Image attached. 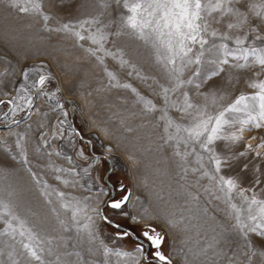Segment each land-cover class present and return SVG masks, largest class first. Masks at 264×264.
Returning a JSON list of instances; mask_svg holds the SVG:
<instances>
[{
    "label": "rangeland",
    "instance_id": "374dc122",
    "mask_svg": "<svg viewBox=\"0 0 264 264\" xmlns=\"http://www.w3.org/2000/svg\"><path fill=\"white\" fill-rule=\"evenodd\" d=\"M108 3L109 6L103 8L98 0H42L43 14L51 17L46 23L42 15L20 12L10 7L8 0H0L1 21L11 18L20 26L13 28L14 36L0 32V101L5 102L0 104V123L5 124L0 126V201L19 218L12 220L0 208V214H3V219H0V264H13L14 261L17 264H39L23 247V244L30 243L27 229L37 237L31 242L34 247L43 241L40 246L45 249L42 255L46 261H54L60 255L62 260L75 262V256L65 257L63 254L76 250L81 252L85 264H104L100 248L102 241L114 250L138 256L139 264H152L145 253L141 255L136 251L138 244L131 236L120 237L115 225L101 219L100 206L111 194V186L105 177L112 182L115 197L128 189L131 196L124 209L113 210L105 204L104 212L128 227L152 223L160 228L164 233L162 247L172 264H230V260L231 264H247L248 257L244 253L248 248L244 237L234 227V214L224 202L216 181L203 175L205 170L212 169L208 162L209 153L198 146L196 152H192V147L183 142L177 149V141L168 139L175 129L165 131L167 118L183 125H187L189 119L177 108L165 104L160 86L171 88L174 81L164 65L157 61L156 50L150 44L127 32L115 34L117 24L114 21L124 10L111 0ZM248 3L249 0H243L236 7L247 11ZM97 16L99 24L85 25L80 29V20ZM233 20L232 17H224L217 23L210 17L209 31L227 33L230 47H234L232 42L236 38H246L245 46H248L255 36L264 37V22L251 13L249 22L241 28L228 29L227 23ZM110 21L114 23L110 24ZM64 24L74 26V30L81 31L85 37L97 28L102 29L108 34L103 42L104 48L115 55L97 51L93 56L87 49H97L98 46L90 40H78L72 32L55 30ZM253 27L257 31L253 32ZM17 32L23 34L24 40L16 38ZM33 34L34 38H30L29 35ZM206 38L211 43L212 38ZM262 43L264 41L257 40L256 46ZM198 50L199 46H194L190 55L194 57ZM97 56L102 57L103 62ZM210 57L211 54L206 52L204 58ZM121 60L127 63L122 65ZM234 63L237 62L230 59V64L223 66L224 71L210 80L203 79V75L193 76L197 65L185 67L181 79L192 78L194 84L170 93L169 99L180 104L182 93L187 92L193 103L207 106V110L214 113L233 103L241 94H254L257 90L251 88L250 83L264 80V72L258 66L246 69L231 67ZM200 67L203 73L208 65ZM30 68H42V74L48 76L43 89L48 96L39 95L30 87L41 73H30L29 80H24L23 73ZM108 72L113 73L116 79H111ZM196 83L201 85L200 88L194 86ZM21 84L29 87L33 107L17 110L14 115L4 118L12 108L7 101L17 96ZM125 84L131 87L118 86ZM133 88L136 92L132 91ZM141 96L151 100L156 109L148 111L139 100ZM13 103L22 102L13 100ZM57 104H62L63 109L56 107ZM70 104L73 105V113ZM45 112L47 115H42ZM62 112H67V116ZM162 116L165 119H161ZM62 120L65 123L61 131L59 122ZM53 132L58 138H52ZM261 137H264V129L244 132L245 140L253 146ZM18 139L27 154V163L21 157V147H17ZM225 143L217 141L215 145L221 155L232 154L244 147L243 144L235 145L230 152H221ZM81 150L83 156L80 155ZM177 150L191 154L181 159L176 155ZM196 153L204 157V167L197 163ZM108 158L113 168L106 174ZM260 167L264 172V163ZM84 169H88L87 173ZM237 173L239 168L235 167L231 172L225 169L220 174ZM239 175L243 177L241 187L254 189L258 198L264 199V175L260 176V185L252 182L251 165L247 173ZM119 185L124 191L117 188ZM57 192L65 194L64 202L75 198L81 201L82 206H87V215L92 217L90 227L97 237L94 243H88L83 230L77 235L71 211L62 207ZM245 194L251 197L253 193ZM216 196H221V199H216ZM233 203L240 206L242 200L233 194ZM35 204L40 210V223L31 216ZM92 208L98 211L92 212ZM124 211H127V216L122 214ZM133 216L135 221L131 219ZM78 219L81 225L88 223L83 214ZM21 220L25 222L24 236L20 235ZM61 220L68 231L64 230ZM168 220H172L175 226ZM5 221H11L16 228L14 233ZM250 235L259 248V238L255 234ZM90 247L92 253L88 251ZM48 248L52 249V255H48ZM147 256L150 253L147 252ZM117 261L119 264H133L132 258L108 257V264H117ZM252 264H264V258L253 257Z\"/></svg>",
    "mask_w": 264,
    "mask_h": 264
},
{
    "label": "snow or ice",
    "instance_id": "6c2138e0",
    "mask_svg": "<svg viewBox=\"0 0 264 264\" xmlns=\"http://www.w3.org/2000/svg\"><path fill=\"white\" fill-rule=\"evenodd\" d=\"M100 6L107 8L109 6L108 0H98ZM9 6L17 9L23 13H33L42 15L44 21L47 23L50 16L43 14L42 12V0H8ZM117 7H122L124 11L120 12L117 21L116 35L124 34L125 32L135 36L137 39L150 44L157 54V61L162 63L167 69L170 79L174 81L173 87H165L161 85L162 95L165 104L170 107L177 108L178 111L183 113L188 119V124H178L173 119L167 118V127L174 128L175 133L168 135L169 140L177 141V149L183 142L186 146L192 147V152H196V147L203 149L209 153L208 162L212 166L211 171L205 170L203 175L210 180L216 181V186L222 193L223 200L227 203L234 214L235 225L234 227L244 237L248 251L244 253L248 257L247 264H252L253 257L259 256L264 258V199H259L254 189L241 187V180L243 177L239 173H247L250 165L253 173V184L260 185V176L264 175L261 171L260 164L264 163V137L260 138L259 143L253 146L244 138L245 131H252L254 129H264V80L252 81L250 87L257 91L251 95L241 94L233 103L223 107L216 112H209L207 106H201L193 103L187 92H183L182 103L177 104L175 101L169 99L170 93H175L185 85H193L194 80L189 78L188 80L181 79V75L185 67L191 65H197L196 71L193 73L194 77H200L203 75V79L210 80L215 76H218L224 71V65L230 64V59L237 63L231 64V67L246 69L253 66H258L261 72H264V43L260 46H256V41H264V37L259 35L255 36L248 46L246 38H236L232 43L234 47H230L228 41L230 37L227 33H218L216 30L209 31L210 24L209 18L211 17L215 22H220L224 17H232L233 21L227 23L228 29L241 28L244 24L249 22V13L258 18L261 22H264V0H249L247 5V11H242L236 5L243 3V0H111ZM216 14V15H214ZM110 21L109 23H114ZM99 17H90L88 19L80 20L79 27L84 29L85 25L99 24ZM107 26V25H106ZM51 30V29H49ZM56 31L72 32V34L78 40L88 39L92 44L97 45V49L88 48L87 51L93 56H96L97 51L103 52L105 55L114 56L115 54L107 51L104 48L103 42L108 38V34L103 32L102 29L97 28L95 32L85 37L81 34V31H75L74 26L70 24H64L61 28L55 29ZM252 31H257L256 27L252 28ZM206 37H211V43ZM219 41V42H218ZM198 45L199 50L195 53L194 57L190 55L193 52V47ZM207 45V47H205ZM210 53L211 57L205 59V53ZM251 58V63L249 60ZM101 62L103 58L97 56ZM179 61V65H177ZM127 61L121 60V64H126ZM202 65H208L207 71H201ZM30 73H41L38 78L34 80L30 87L36 89L39 95L48 96L49 94L43 91L47 75L42 74V68H30L23 73L24 80H29ZM260 73H257L259 75ZM108 76L115 80L116 77L113 73L108 72ZM125 88H130L131 85H118ZM197 89L200 88V84L194 85ZM136 92V89H132ZM139 95V94H137ZM51 98V97H50ZM13 100H18L22 103H13ZM13 100L7 101L12 105L9 113H5L7 118L9 115H14L17 110L23 111L24 108L32 109L33 97L30 94V89L25 84H21L17 90V96ZM139 100L144 103L145 108L148 111H154L156 105L151 100H147L144 97H139ZM5 103L0 101V104ZM215 103V98L213 99ZM56 107L63 109L62 104H57ZM162 111L166 112L167 109ZM47 115V113H42ZM62 115L67 116V112H62ZM161 119H165L164 116ZM12 123L19 124L20 121H12ZM65 121H60L59 125L61 131ZM10 130V125H9ZM183 133V135H180ZM46 135V133H45ZM53 139L58 138L57 134L53 132ZM256 139L255 136L252 137ZM217 141L226 142L221 152L231 151L232 146L243 144L242 150L234 152L232 154L221 155L216 151ZM47 143V141H45ZM17 147H21V141H16ZM110 150V149H109ZM190 152L181 153L177 150L176 155L181 156V159H185ZM60 155V153H57ZM80 155L83 156V150ZM21 157L25 163H27V154L21 147ZM85 159L87 157H84ZM15 159V157H13ZM69 161L70 157H66ZM204 157L200 153H196V161L203 165ZM235 167L239 168V173L236 175H221L222 170H234ZM57 171H68L67 169H56ZM30 171V169H29ZM88 169H84L87 173ZM187 171V169H185ZM197 171V169H193ZM35 176V173H33ZM60 179V177H57ZM68 183L67 180L64 181ZM121 191H124L121 185ZM252 191L251 197L245 193ZM233 194L239 196L242 200V204L238 206L233 203ZM63 192H57L58 198H61L62 207L71 211V219L73 226L76 229L79 236L81 230L86 232L87 240L89 244H92L97 239L95 233L90 227L92 217L87 215V206L81 205V201L73 198V201L64 202ZM131 192H127L122 199L113 200L107 206L113 210L124 209L129 202ZM216 199H221V196H216ZM0 208L3 212L11 216L12 220H19L9 209V206L3 201H0ZM92 212H97L96 208L91 209ZM147 211V210H145ZM83 214L88 223L80 224L78 217ZM127 216V211L122 213ZM0 219H3V214H0ZM101 219L108 223H112L108 220L107 216H102ZM132 220H136V217H131ZM13 233L16 228L13 227L11 221H5ZM64 226V230L68 231L67 225L64 221H60ZM168 223L175 226L172 220H168ZM119 228L120 225H115ZM20 235L24 236L25 222L19 221ZM150 232L152 234H150ZM250 234H255L260 241L259 248L251 239ZM124 236H131L133 233L124 232ZM143 236L150 242V246L155 249H160L164 237L161 232L156 231L155 228L146 230L143 232ZM27 237L30 243L23 244V247L28 252L32 260L39 262V264H85L84 258L80 251H69L64 253L65 257L75 256L77 259L75 262H69L68 260H62L60 255L55 257L54 261H46L42 255L45 251L40 245L43 241H40L35 247L32 245V241L37 240L35 234L31 229H27ZM48 243H51L49 240ZM212 247V245H209ZM75 249V245L73 246ZM102 254L104 256V264H108L109 256H116L118 258H132L133 264H139V257L134 256L131 252L114 250L104 244L100 243ZM90 253L93 249H88ZM136 251L143 255L144 249L142 246H138ZM48 255H52V249H47ZM10 258H11V254ZM157 264H172L171 259L165 256L161 251L157 250L154 253ZM17 264V262H13ZM88 264H95V262H88ZM119 264V261H117ZM231 264V260H230Z\"/></svg>",
    "mask_w": 264,
    "mask_h": 264
},
{
    "label": "flooded vegetation",
    "instance_id": "af4514ba",
    "mask_svg": "<svg viewBox=\"0 0 264 264\" xmlns=\"http://www.w3.org/2000/svg\"><path fill=\"white\" fill-rule=\"evenodd\" d=\"M117 188H118V189H121V187L119 188L118 186H117ZM122 195H123V194H122ZM122 195H121V196H122ZM121 196L115 197V194H114V195L112 196V198H120ZM108 204H109V203H106V205H108ZM111 224H112V223H111ZM120 224H122V223H120ZM113 225H114V224H113ZM122 225H124V224H122ZM129 228H130V229L135 233V235H136V236L131 235V237L133 238L134 242H135L136 244H141V245L143 246V249H147V252L150 253V256H148V258H147L148 261H152V262H151L152 264H157V261H156V258H155V256H154V253H155L157 250L161 251L162 253H165V251L163 250L162 245H161L160 249H155V248L151 247V246H150V242L147 240L146 237L143 236V232L146 231V230H150V229H152V228H155L156 231L161 232V234H162L163 237H164V233H163V231H162L160 228H158L156 225L152 224V223H146V224H144V225H135V226H133V225H129ZM124 232H126L125 229H124V228H121V227H119L118 230H117V234H118L120 237H126V236L123 235ZM150 234H152V233L150 232ZM146 242L148 243V245H147ZM162 244H163V243H162Z\"/></svg>",
    "mask_w": 264,
    "mask_h": 264
},
{
    "label": "water",
    "instance_id": "95a60500",
    "mask_svg": "<svg viewBox=\"0 0 264 264\" xmlns=\"http://www.w3.org/2000/svg\"><path fill=\"white\" fill-rule=\"evenodd\" d=\"M70 107H71V112L73 113V105L72 104H70ZM5 124L4 123H0V126H4ZM73 125L74 126H76L75 124H74V122H73ZM101 155H104V156H107V154H105V153H100ZM108 161H109V168H108V170H107V172H106V174H108L111 170H112V168H113V164H112V161H111V159L110 158H108ZM107 176V175H106ZM105 179L107 180V182L110 184V186H111V194L107 197V199L104 201V203L100 206V212H101V215L102 216H107L108 217V220H110L111 222H112V224H114V225H120V227L121 228H124L125 229V231L126 232H131V233H133V235L134 236H136L135 235V233L128 227V226H125V225H122V224H120V223H118V222H116L115 220H113L111 217H109L105 212H104V210H103V206L106 204V203H110L111 201H113V200H120V199H122V197L127 193V192H130V190L128 189L120 198H112V196L115 194V188L113 187V184H112V182L107 178V177H105ZM119 188L121 187L120 185L118 186ZM147 243V242H146ZM147 245H148V243H147ZM138 246H142L141 244H138ZM143 247V246H142ZM145 255H146V258H148V256H147V249H145ZM165 256H167V257H169V255H167L166 253H163ZM169 259H170V257H169Z\"/></svg>",
    "mask_w": 264,
    "mask_h": 264
},
{
    "label": "bare ground",
    "instance_id": "6f19581e",
    "mask_svg": "<svg viewBox=\"0 0 264 264\" xmlns=\"http://www.w3.org/2000/svg\"><path fill=\"white\" fill-rule=\"evenodd\" d=\"M1 19L2 18L0 17V32L3 33V34H10L11 36L13 34V36H14L15 33L12 32L13 28H15V27H19L20 28V26L18 24H16L14 22L15 20L13 21V19H11V18H3V21H1ZM34 36H35V34L29 35L30 38H34ZM18 37L19 38L21 37V39L24 40L23 34L21 35L20 33L17 32L16 38H18ZM24 37H26V36H24ZM99 211H100V209H99ZM100 214H101V212H100ZM31 216L36 221V223H38V222L40 223L41 214H40V210H38V207L36 206V204L33 207V211H32V215ZM42 216H43V214H42Z\"/></svg>",
    "mask_w": 264,
    "mask_h": 264
}]
</instances>
